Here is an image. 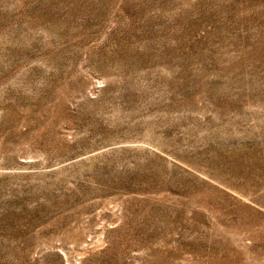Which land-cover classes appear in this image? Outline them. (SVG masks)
Instances as JSON below:
<instances>
[{
	"label": "rangeland",
	"instance_id": "1",
	"mask_svg": "<svg viewBox=\"0 0 264 264\" xmlns=\"http://www.w3.org/2000/svg\"><path fill=\"white\" fill-rule=\"evenodd\" d=\"M0 264H264V0H0Z\"/></svg>",
	"mask_w": 264,
	"mask_h": 264
}]
</instances>
